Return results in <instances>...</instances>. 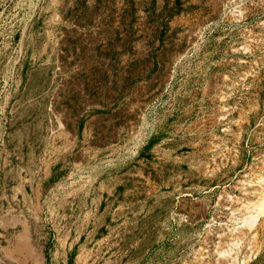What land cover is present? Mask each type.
I'll list each match as a JSON object with an SVG mask.
<instances>
[{"label": "rangeland", "instance_id": "rangeland-1", "mask_svg": "<svg viewBox=\"0 0 264 264\" xmlns=\"http://www.w3.org/2000/svg\"><path fill=\"white\" fill-rule=\"evenodd\" d=\"M0 264H264V0H0Z\"/></svg>", "mask_w": 264, "mask_h": 264}, {"label": "bare ground", "instance_id": "bare-ground-1", "mask_svg": "<svg viewBox=\"0 0 264 264\" xmlns=\"http://www.w3.org/2000/svg\"><path fill=\"white\" fill-rule=\"evenodd\" d=\"M253 219H255V218H253Z\"/></svg>", "mask_w": 264, "mask_h": 264}]
</instances>
